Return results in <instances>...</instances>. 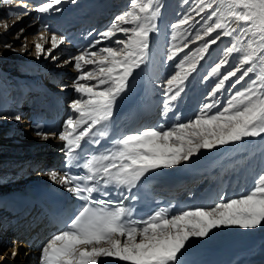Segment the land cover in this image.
Instances as JSON below:
<instances>
[{"label":"snow or ice","instance_id":"1","mask_svg":"<svg viewBox=\"0 0 264 264\" xmlns=\"http://www.w3.org/2000/svg\"><path fill=\"white\" fill-rule=\"evenodd\" d=\"M29 3L0 0V5L15 9L0 17L5 33L8 19L34 11L38 14L35 20H39V14L60 12L57 6L62 0H41L31 8ZM214 3L198 0L169 25L172 34L162 59L174 62L175 70L157 84L164 99L161 122L155 126L120 133L109 140L118 101L129 91L134 73L149 63L157 48L154 34L160 33L159 0H130L128 10L115 16L85 49L64 62L74 61L79 71L70 85L63 86L75 94L67 104L69 114L59 132L45 131L40 124L34 129L43 140L63 142L64 171L52 169L46 175L77 203L42 246L41 264H104L103 258H116L124 264H183L184 251L193 239L209 238L221 228L264 227V171L247 193L227 199L221 194L212 206L192 205L173 212L175 206L168 205L146 216L137 213V202H142L138 186L150 174L189 163L202 151L264 141V0H228L226 14L219 6L214 8ZM206 11L207 16L201 15ZM40 27L48 30L46 24ZM24 31L20 28L14 33L15 40H20ZM37 34L44 40L34 46L37 56L56 60L52 52L66 37L53 33L46 49L47 38ZM223 37L232 38V42L201 78L202 83L214 80L204 102L190 119L182 121L177 114L176 122L166 125L189 77L197 73L210 49ZM196 42L200 43L190 48ZM0 43L15 51L6 35L0 34ZM20 47L26 44L22 41ZM234 53L242 55L233 64L229 57ZM86 66L91 67L85 70ZM10 118L19 121L21 116ZM16 255L13 251L12 256Z\"/></svg>","mask_w":264,"mask_h":264},{"label":"bare ground","instance_id":"2","mask_svg":"<svg viewBox=\"0 0 264 264\" xmlns=\"http://www.w3.org/2000/svg\"><path fill=\"white\" fill-rule=\"evenodd\" d=\"M35 1L37 0H31L30 2H35ZM85 1H88V0H78L73 5H69L70 3L64 4V5H58L57 7L61 8L60 12L52 13V14H41L40 16L44 17V18H40L41 21H45L46 18L50 17L52 18L51 21L55 22L56 24L54 25L55 27L53 30H50L49 25L51 23H49L47 25L48 26L47 31H44L43 29H41L39 32L42 33L43 36L47 38V40H50L53 33H55L56 35H62V33H64L65 35L66 32L69 33L72 31L69 34V36H72L73 34L74 35L76 34L75 30H77L78 28H81V27L84 28V26L81 24L86 23L90 25L91 21L87 23L86 20L79 18L80 15L78 11L84 9V7L82 6ZM100 1H103V0H95L93 6L90 9L95 10L96 7L99 5ZM104 2L105 4H102L101 7L99 6L100 10L102 11L106 10V8L109 5L113 6L114 4H116V0H106ZM174 2H175L174 0L173 1L172 0H159L160 14L157 18V26L160 29V33L158 36H155L154 34V43L157 45V48L153 49L154 55L152 56V59L149 61V66L146 69L145 77H144L145 78L144 85L143 84L140 85V90L137 93V96L129 94V91H128L125 95L122 96V98L118 101L116 105L115 109L125 106L127 103L131 102V99L134 101L132 103L131 110L126 115V117L131 118L132 122L137 121L139 120V118H142V116H144L142 114L140 117V115L136 113L140 110H143V108L144 110L145 108H148L150 112H155L157 116L161 113V111H158L156 107L157 99L153 97V94L155 92H158V89H159L157 86L159 82L158 73L163 68L161 67L162 65L161 59L157 63L156 53L159 52L161 53V56H163L162 52L164 51V46L166 42L165 37L167 35L166 30H165L166 28L165 22L167 21V16L169 15V13L167 12L169 11L170 7L172 6ZM217 6H219L221 12L225 14L228 12V0H215L213 7L215 8ZM73 7L74 8L77 7V10L72 12L73 13L72 18H76V21H74L69 26L70 28L68 30L67 29L65 30V28L67 27H61L60 24L64 25L63 22L65 21V17L66 16L68 17L69 15L68 14L64 16V14L73 11ZM66 9L68 10L66 11ZM95 13L97 14V12H94V14ZM99 14L100 13H98L97 15ZM101 14H103L104 16V13H101ZM205 14L208 15V12L206 11L205 13H202L201 15H205ZM97 20H99L100 22L101 18L99 17ZM77 21H79L80 24H78ZM82 35L81 33L78 35L79 39H81V42L87 38L84 36V34ZM37 37H39L40 41L44 43V40L41 39L40 35H38ZM229 39H230V42H232V38H229ZM70 44L74 46L73 43H70ZM71 45H67V46L71 47ZM60 46H64V45H60ZM236 54H237L236 57L238 60L241 57L242 53H236ZM153 63H155V66H153ZM33 69L39 70V69H42V67L38 69L36 68H33ZM19 70H21L22 73L23 72L26 73L30 69L26 66H21ZM260 71H261V68L259 65H257L256 72L259 73ZM138 72L139 71H136L134 73V76L138 75ZM41 74L42 75L39 76L38 81H40L41 83H47L48 87L51 90H53L54 94H56L55 91L57 89H54L52 84L48 81L46 73L42 70ZM193 75L194 73L192 74L191 77H193ZM3 76H4L3 72L0 71V85H2L3 84L2 82H4V85L6 84L7 86L8 85L7 81L5 82L6 77L5 76L3 77ZM36 76H38V74ZM23 77H25V74L22 75L21 80H26V79H22ZM191 77H189V80L191 79ZM3 78H4V81H3ZM154 81H156L157 83H154ZM133 86H137V84H133ZM201 90L202 89L199 88V84L196 83L193 87L187 90L188 93L184 97L183 95H181V97L178 99V101H180V105L176 104L173 107L172 111L169 112L165 123L167 125H171L175 123L176 122L175 117L177 116V114H179L180 120L183 121V119H185L184 116L187 115V113L185 115L184 107H186V105L190 103L191 99H193L194 103L196 104L195 102L196 98H199L201 95H203L201 93ZM25 91L29 93H34L29 83L27 84ZM25 94L27 95V93ZM187 97L189 100L185 102ZM4 100L5 98L2 95V97H0V102H2L1 104H4L5 102ZM189 105L191 106V104ZM192 110H193L192 112L191 111L188 112V115L191 114L190 118L195 114L194 109ZM144 120L145 121L149 120V117L145 118ZM23 122L25 123L26 121H23ZM159 122H161V118ZM152 124L153 123L148 125V123H145L142 126L138 125V128L140 129L146 126H152ZM23 128L24 130H26V133H25L26 136L31 137L33 140H39L37 144L33 146L37 145L36 146L38 147L37 152H40L42 156H47L51 154V155H55L53 157L60 158L63 155L60 151L61 147H63V142L55 138H49L48 140L37 139L36 137L32 136L30 132H27V130L29 129L28 123H27V126L25 125L23 126ZM128 128H130V126ZM138 128H136L135 131L139 130ZM43 165H45V163H42V166ZM55 166L56 165L53 163L48 164L47 166L45 165V167L42 169L40 173L34 174L30 176L29 178H24L22 181L10 187L0 189V197L8 192H12L17 187H22L23 185L32 182L33 180L49 179L48 175H46V172L49 170L55 169ZM254 166H255V169L257 168L256 172L254 171L255 169L250 170ZM260 169L264 170V141L249 140L248 142L243 143V144L229 145V146L221 147L219 149L212 150V151H202V153L198 157L194 158L189 163H184L178 167H174L171 169H163V170L168 172L170 175L180 176V180L178 183L169 181L166 184L168 188L178 189V192L180 194L186 195V198H189L191 200L192 205L207 206L206 203L208 201L209 193L213 194L216 197H219L221 194H223L225 199L231 198V197H237L239 195L247 193L250 189H252L257 175L260 172H262L260 171ZM188 172H189L188 177H184V173H188ZM228 172H230L229 173L230 176L226 177L227 178L226 179L225 176L228 174ZM232 174L234 175L232 176ZM213 175L217 176L216 180L215 181L213 180L214 182L213 181L209 182V179ZM223 175L225 176L223 177ZM201 177H204V179L203 180L200 179ZM199 180H202L201 183H205V184L209 182V184L207 185L208 188L206 189V185L204 186V184L197 185L199 184ZM235 180H238V184L240 182H245L246 187L244 189H242L241 187L239 191H236L234 192V194H232L233 188L235 186L233 187L231 183ZM223 181H224L223 183L224 186H221V187L218 186V185H222L221 183ZM228 183L230 186H227ZM174 186L176 188H174ZM191 187H192V191H191ZM225 187L226 189L224 190ZM235 188L238 190V186H236ZM217 190L219 191L217 192ZM230 191L231 193L230 195H228ZM3 216L5 217L6 214ZM3 221L4 219L0 220V225L4 226ZM0 232H1L0 234L1 242L6 244L7 242L11 241V236L8 234L6 229L0 228ZM224 246H226L225 250H223ZM22 249H26L27 251L29 250V248H27L26 246H22ZM6 252L7 251H5L4 253L6 254ZM242 253H245V256H246L243 260H248L252 264H257L261 261V259L264 257V227L254 229V230H244L238 227H229V228H221L218 230H214L213 233L210 234L209 238L191 240L189 242V245L186 247V250L184 251L182 260H183V264H201L209 260H212V262H215L216 264H221V263H224L223 258L225 256L226 257L231 256L235 258V256L242 254ZM248 255L251 258H249ZM259 255L261 256L258 257ZM103 260H104V264H121L117 262L114 263V261H119L116 258H103ZM241 261H242L241 259L238 260V262H241ZM30 262H34V261L31 260ZM9 263L10 262H8V264Z\"/></svg>","mask_w":264,"mask_h":264},{"label":"rangeland","instance_id":"3","mask_svg":"<svg viewBox=\"0 0 264 264\" xmlns=\"http://www.w3.org/2000/svg\"><path fill=\"white\" fill-rule=\"evenodd\" d=\"M78 0H76L77 2ZM106 1V0H104ZM103 1V2H104ZM118 0H116V4H114L113 6L115 7L117 5V3H122V4H119V5H122L121 8L117 11L118 13L122 12V11H125V10H128L129 7H130V0H127L126 3L125 0L124 1H120V2H117ZM173 1V0H172ZM175 2L172 4L171 6V9H169V11L167 13H169V17H168V21L165 22V30H166V41L165 42V46H169V40H170V36H171V29L169 28V25H171L172 23L178 21L186 12L189 11L190 7H194L196 3H198V0H174ZM190 1V2H188ZM75 2V3H76ZM102 2V1H101ZM40 3V2H39ZM69 4V3H68ZM74 3H70L69 5H73ZM100 5V4H99ZM113 6L109 5V8H110V11H113L114 9H111L114 8ZM98 7V6H97ZM96 7V8H97ZM125 7V8H123ZM77 8V7H75ZM100 8V7H99ZM119 8V7H118ZM14 8H10V7H6L4 5H0V17H3L6 15V13L10 12V11H14L13 10ZM117 13V14H118ZM29 14H32V12H30ZM41 15V14H40ZM194 15V13H193ZM117 16V15H116ZM203 16H207L206 14L203 15ZM24 18V16L20 17V18H15L13 17L12 19H8L7 20V23L9 25V30L7 33H5V29L3 26H0V34H4L7 36V38L9 39V41H11L13 44H14V47H15V51H12V50H6L4 47H3V44L0 43V71L3 72V75L6 77V80L5 82L7 81V84L9 85L10 82L13 84L12 85V88L13 89H18V88H23L27 86L28 82L26 83V86H24V81L25 80H21V77L23 75V73L21 72L20 67L21 66H26L28 67L25 63H27L30 67H34L36 68V66L38 65H42V67H47L50 69L53 68V70H57V72H61L62 75H74V74H78L76 70H74V63H64L66 60H68V58L70 57L69 54H68V50H66V46L68 45V41H65V44L64 46H59L57 49H54L52 54L55 55L57 57L56 60H53L51 58V56H48L47 58L44 56V55H40L39 57L37 56L36 54V51H35V44L36 43H40V39L39 37H37V33H36V29L38 26L36 25H33V20H34V16H32L31 18H27V19H22ZM114 18V17H113ZM29 19V20H28ZM197 20L200 19V17H196ZM113 21V19L111 18L108 22L107 25L105 26H99V32L104 30L111 22ZM42 22H45L47 23L46 25H48L49 23H52L51 20H49L48 22L47 21H42ZM107 21L103 22L104 24H106ZM41 23V22H40ZM84 24V23H83ZM86 24V23H85ZM200 25H196V27H199ZM20 28H23L25 31L24 33L22 34L21 36V39L20 40H15L13 34L16 33ZM41 28V27H40ZM39 28V29H40ZM101 28V29H100ZM215 35V34H213ZM27 37V40L24 41V37ZM80 42H81V39H79ZM24 42L26 44V47L25 48H22L20 47V44L21 42ZM50 40H48V43L45 44V48L48 49L50 48ZM221 42V44L219 43ZM218 44H220L218 46L215 45L213 46L212 49H210L209 51V54L206 55V62L205 61H202L201 64L198 66V70L199 72L198 73H194L193 77H191L190 80H188L186 82V84L189 82L191 83L192 81L191 80H194V83H193V86L198 83L199 84V88L202 89L201 90V93L203 95H201L199 98H196V104L194 103L193 99L190 100V103L191 106L189 104L186 105V107H184V110H185V115L187 113V117H185V119L183 120H188L190 119V115H188V112L189 111H193L192 109H194V111H196L199 107V105L204 102V98H205V94L206 92L208 91V85L210 83L211 80L209 81H206L205 83H201V78L202 76L204 75V73L208 70L209 66L214 63L216 60H218L220 58V55L221 53L223 52V50L228 47L230 45V39L228 37H224L222 38L221 41H219ZM42 43V42H41ZM86 42L84 43H81V44H85ZM105 44H107L108 42H104ZM200 42H196L195 44H191L190 45V48H194L196 47L197 44H199ZM71 45V44H69ZM102 46V45H101ZM164 46V47H165ZM67 47H70V46H67ZM74 47L71 45V48ZM99 47V46H97ZM80 48V47H79ZM92 50H95V49H92ZM82 51V50H81ZM165 51V50H164ZM163 51V52H164ZM187 51V49L185 50ZM80 52V51H79ZM162 52V54H163ZM79 54V53H78ZM159 55V57H156V60H157V63L159 62V60L161 59L162 61V65L163 66H168L167 68H162L159 73H158V77H159V82L166 79L167 77H169L173 72H174V67H173V64L174 62H163V59L161 56V53L157 52L156 53V56ZM184 53H181L180 56H183ZM237 54L234 53L231 57H229V61L230 63H235V61L237 60ZM179 59V57H177V60ZM25 62V63H23ZM205 63V64H204ZM2 67V69H1ZM16 67V68H15ZM91 66H88L85 68V70H87V68H89ZM201 67L203 68V73L201 72L202 69ZM15 68V69H14ZM12 69H14L12 71ZM44 69V68H43ZM41 69V70H43ZM197 70V71H198ZM5 71H7L8 73H6ZM12 71V72H11ZM45 72V71H44ZM46 73V72H45ZM201 73H202V76H201ZM22 74V75H21ZM47 74V73H46ZM3 76V77H4ZM13 76V77H12ZM77 76V75H76ZM196 78V79H195ZM161 79V80H160ZM4 81V80H3ZM73 82V79L70 80L68 82L67 85H70L71 83ZM158 82V83H159ZM214 80H212L211 83H213ZM3 84L1 86H4V82H2ZM7 85V86H8ZM192 86V87H193ZM242 85H237V88H240ZM25 88H23L25 90ZM158 91L161 92L160 90V87H158ZM191 88V87H190ZM59 88H57L56 91H58L57 93H59ZM64 91H67V95L69 96L68 97V102L74 97V92L71 88H66V89H63ZM233 91H235V89H233ZM13 93V92H12ZM4 96V95H3ZM22 96H27L25 93L22 94ZM227 96V92H225V96H222L221 99H224L225 97ZM5 100L4 101H7V100H10L9 97H5ZM155 98V97H154ZM202 98V99H201ZM157 101H156V107H157V110L158 111H162L159 106L162 105V101L160 99H158V97L156 98ZM198 101V102H197ZM222 103V102H221ZM1 104V102H0ZM3 106V104H2ZM187 109V111H186ZM144 110V108H143ZM24 110H21V112H23ZM160 113V112H159ZM15 121V123H14ZM26 124L24 122H22L21 120H19L18 122L15 120V119H12L11 121H9L8 119L4 118V117H1L0 118V159H2L3 157H5V154H10L11 157H14L16 156V153H15V149L19 147L20 150H22L23 146L26 144L28 146V153L29 154H33V157H31V159L33 161L37 160L35 156V154L39 155L40 158H38L39 160L42 161V163H45V165L47 166L48 164H51L49 163L50 159H49V155L47 156H41L42 154L40 152H37V149H33V147H36V146H33L35 144H37V142L39 140H33L31 137L29 136H26L25 137V141H22L19 139V135L17 134L18 131H20L21 129H23V126H25ZM20 128L17 130V127ZM13 130L14 133L11 135V137L7 136L8 133ZM9 131V132H8ZM16 134V135H15ZM29 140V142H28ZM24 143V144H22ZM33 143V144H32ZM21 147V148H20ZM25 148V147H24ZM3 149H9L10 151L7 152H2ZM25 151H27V149H23ZM23 151V152H25ZM51 156H55V155H51ZM25 160L23 159H20V160H12L9 167H13L14 165H18L20 163H23L24 164ZM45 165L42 166V164H36V163H27L25 165H23L21 168L25 169L26 171V174H28L29 176H25V178H29L30 176L34 175V174H37V173H40L42 171V169L45 167ZM35 168V169H34ZM254 170L255 169V166L253 168H251L250 170ZM28 170V171H27ZM255 172L257 171V168L254 170ZM260 171H264L263 169H260ZM2 172L0 173V177H2ZM17 174L15 173L14 175V178ZM225 175H223L224 177ZM227 176V175H226ZM225 176V178H226ZM216 177L217 176H212L210 179H209V182H212L213 180L215 181L216 180ZM202 180L204 179V177H201ZM200 178V179H201ZM227 179V178H226ZM23 179H19V180H16L14 182H11L9 185L7 186H0V189H3V188H6V187H10L20 181H22ZM225 180V179H224ZM213 181V182H214ZM208 183H199L197 185H200V184H204V186L206 185V189L208 188L207 185L209 184ZM226 182V181H225ZM224 181L221 183L222 185H218V186H224ZM233 185V187L235 186H238V190L234 187L233 188V193L236 192V191H239L240 188L242 187V189H244L246 187V184L245 182H240L238 184V180H235L231 183ZM227 186H230L229 183ZM205 188V187H204ZM226 189V187L224 188V190ZM223 190V191H224ZM219 190H217L218 192ZM228 191V190H227ZM226 193V191H225ZM1 234V232H0ZM8 243V242H7ZM6 243V244H7ZM26 250V249H25ZM5 251V249H4ZM3 251V252H4ZM261 255H259L258 257H260ZM2 260H0V264H8V262H10L9 264H12L11 263V260L9 259V257L7 256V253H2ZM20 257H24L22 255V252H21V255ZM257 257V258H258ZM264 258V257H263ZM262 258V259H263ZM262 259L259 263L257 264H263L262 262ZM15 264H17V260L16 262L14 261ZM32 264V262H30ZM18 264H23L22 261H18Z\"/></svg>","mask_w":264,"mask_h":264}]
</instances>
